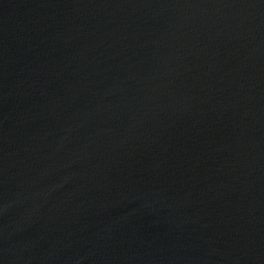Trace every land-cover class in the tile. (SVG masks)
I'll list each match as a JSON object with an SVG mask.
<instances>
[{
    "label": "water",
    "instance_id": "water-1",
    "mask_svg": "<svg viewBox=\"0 0 264 264\" xmlns=\"http://www.w3.org/2000/svg\"><path fill=\"white\" fill-rule=\"evenodd\" d=\"M0 264H264V0H0Z\"/></svg>",
    "mask_w": 264,
    "mask_h": 264
}]
</instances>
